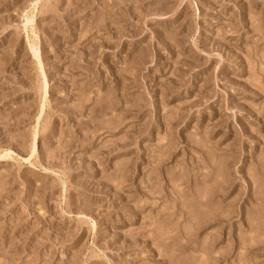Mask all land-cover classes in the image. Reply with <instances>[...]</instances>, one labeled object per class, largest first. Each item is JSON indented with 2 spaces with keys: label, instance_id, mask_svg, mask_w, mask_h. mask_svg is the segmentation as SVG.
<instances>
[{
  "label": "rangeland",
  "instance_id": "obj_1",
  "mask_svg": "<svg viewBox=\"0 0 264 264\" xmlns=\"http://www.w3.org/2000/svg\"><path fill=\"white\" fill-rule=\"evenodd\" d=\"M0 264H264V0H0Z\"/></svg>",
  "mask_w": 264,
  "mask_h": 264
}]
</instances>
